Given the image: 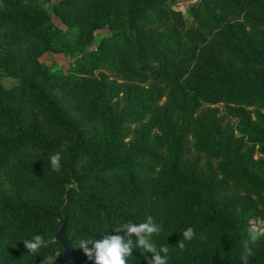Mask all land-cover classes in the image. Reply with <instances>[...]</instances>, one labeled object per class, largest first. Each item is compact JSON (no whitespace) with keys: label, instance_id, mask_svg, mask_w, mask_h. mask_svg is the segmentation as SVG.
<instances>
[{"label":"trees","instance_id":"1","mask_svg":"<svg viewBox=\"0 0 264 264\" xmlns=\"http://www.w3.org/2000/svg\"><path fill=\"white\" fill-rule=\"evenodd\" d=\"M178 1L56 0L66 34L42 4L0 0V72L15 79L0 82V264L54 258L62 205L66 264H94L81 240L148 216L168 264H242L264 221V0H196L191 26ZM36 234L51 242L31 254ZM142 252L127 264H150ZM253 252L264 264V235Z\"/></svg>","mask_w":264,"mask_h":264},{"label":"clouds","instance_id":"2","mask_svg":"<svg viewBox=\"0 0 264 264\" xmlns=\"http://www.w3.org/2000/svg\"><path fill=\"white\" fill-rule=\"evenodd\" d=\"M61 160L60 152H55L49 157L52 171L60 172ZM160 231H162L161 227L154 222L153 217L148 216L143 223H128L118 226L113 231L114 234L105 233L98 239H83L79 242L78 247L83 250L89 260H94V264H127L126 258L132 255L133 249L143 250L141 254L151 253L150 264H168L169 248L164 245L157 247L151 239L154 234H159ZM133 235L135 239L132 238ZM261 235H264V232L256 227H249L248 235L241 244L242 264H248ZM182 236L184 241H191L195 237V230L188 227L183 231ZM50 242L42 234H36L31 240H22L25 249L31 254H37L41 248L48 247ZM178 247L181 250L184 249L183 241L178 243ZM59 255L60 251H57L55 258L47 257L46 264H54Z\"/></svg>","mask_w":264,"mask_h":264},{"label":"rangeland","instance_id":"3","mask_svg":"<svg viewBox=\"0 0 264 264\" xmlns=\"http://www.w3.org/2000/svg\"><path fill=\"white\" fill-rule=\"evenodd\" d=\"M28 1L38 2V3L42 4L44 7H46L48 9V12L50 14V17H51L53 24L58 26L59 28H61L63 31H66V34H70L71 30H67V28L58 20V18L52 13V11L50 9L51 3H53L56 0H28ZM195 1L196 0H180L178 2H170L171 6H173L174 8H176L182 12L187 26H191L194 23L193 19L189 15L186 14V11H187L189 5ZM105 33L106 32H102V31L98 32L95 35L94 41H96L100 35H105ZM94 41L92 42V45L95 44ZM38 60L48 70L52 71V70L63 69L66 65L68 57H66L65 55H63L61 53L45 52V53H42L38 57ZM14 81H15L14 78H12L10 76H6L0 72V82L5 87L10 86ZM250 224H251V227H256L260 231L264 230V221H262L260 219H251Z\"/></svg>","mask_w":264,"mask_h":264},{"label":"water","instance_id":"4","mask_svg":"<svg viewBox=\"0 0 264 264\" xmlns=\"http://www.w3.org/2000/svg\"><path fill=\"white\" fill-rule=\"evenodd\" d=\"M61 218L59 219L58 229L53 234V240L60 244V255L54 261V264H66L71 259L70 239L64 235L66 216L63 212V205L59 208ZM55 258V256H54Z\"/></svg>","mask_w":264,"mask_h":264}]
</instances>
